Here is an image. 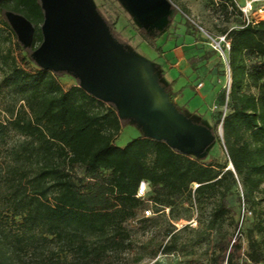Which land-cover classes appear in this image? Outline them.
Masks as SVG:
<instances>
[{
  "label": "trees",
  "instance_id": "16d2710c",
  "mask_svg": "<svg viewBox=\"0 0 264 264\" xmlns=\"http://www.w3.org/2000/svg\"><path fill=\"white\" fill-rule=\"evenodd\" d=\"M222 3L226 16L236 13L241 24L224 31L231 85L222 100L228 98L229 109L214 123H222L228 160L218 167L148 136L118 146L114 140L122 119L113 106L102 107L98 100L103 98L79 85L65 89L42 69L34 74L12 68L9 82L20 87L17 101L24 103L0 122V146L7 135L18 136L0 156V264H115L131 245L125 222L147 200L156 211H173L193 196L218 194L213 226L233 209L227 190L239 182L244 210L256 204L264 181V20L246 24L233 0ZM0 9L16 11L33 24L43 20L39 0H3ZM1 22L22 41L7 17ZM143 31L148 44H155ZM229 163L233 168H227ZM142 181L148 183L143 198L137 196ZM240 232L221 237L210 261L186 264L263 262L254 231L246 249ZM170 234L162 246L165 253L178 248L177 234Z\"/></svg>",
  "mask_w": 264,
  "mask_h": 264
},
{
  "label": "rangeland",
  "instance_id": "374dc122",
  "mask_svg": "<svg viewBox=\"0 0 264 264\" xmlns=\"http://www.w3.org/2000/svg\"><path fill=\"white\" fill-rule=\"evenodd\" d=\"M44 1L48 7L51 6L50 0ZM170 1L172 5L165 13L148 23H142L124 4L115 0H96L114 30L115 37L129 51L148 62L154 79L167 86L166 92L171 93L174 98L172 102L181 107V113L193 123L211 130L212 140L204 130H196L198 139L195 150H201L208 141L211 142L199 152L188 151L185 154L204 164L218 167L227 162L228 156L222 123L215 126L214 122L221 113L224 116L229 109L228 98L223 101L222 94L224 91L228 93L231 85L228 50L225 42H222L220 51L218 43L225 30L241 24V17L234 12L227 17L222 0ZM238 1L243 3V0ZM9 10L0 9V122L11 118L9 110H18L24 103L23 100L17 101L23 95L20 87L9 82L12 68L20 67L34 74L41 72L28 45L23 41L18 42L16 35L10 34L8 27L1 22L2 17H7ZM9 24L22 40H33V22L17 13L11 15ZM143 30L152 35L149 37L155 39V44H148ZM102 35L106 38L104 32ZM106 40L120 61L141 65L122 46L110 43L107 38ZM57 46L67 50L63 44L57 43ZM23 57H27L26 61ZM108 63L116 66L112 60H108ZM45 73L55 76L65 89L78 85L70 75L46 70ZM120 81L134 93L146 96L141 83L136 84L126 75H122ZM98 101L103 102L102 107H111L103 99ZM148 134V128L141 121L124 118L114 142L123 147L134 138ZM17 139L15 134L5 137L8 143ZM6 143L0 146V156L6 152ZM196 186L195 183L194 187ZM239 195H243L240 182L227 190V198L233 209L216 226L212 225V220L220 201L218 194L193 196L192 202L177 203L173 211L170 208L156 211L152 201L147 200L146 205L138 209L134 217L126 220L131 245L117 256L115 264H186L189 259L210 261L216 250V242L221 237L227 238L239 231L245 249L250 230L254 231V236L260 240L264 249V181L257 192V202L251 208L247 205L244 210V203L239 200ZM146 209L151 210L150 215L145 214ZM146 218L150 220H145ZM170 231L177 234L178 248L165 253L162 246L170 239ZM200 236L205 239L197 243ZM259 264H264V261Z\"/></svg>",
  "mask_w": 264,
  "mask_h": 264
},
{
  "label": "flooded vegetation",
  "instance_id": "af4514ba",
  "mask_svg": "<svg viewBox=\"0 0 264 264\" xmlns=\"http://www.w3.org/2000/svg\"><path fill=\"white\" fill-rule=\"evenodd\" d=\"M115 1L124 4L129 10L123 0ZM39 2L43 20L39 23L34 22V38L28 46L32 47L34 61L40 69L70 75L89 93L105 99L116 109L117 113L121 108L125 112L131 111L136 114L137 116L132 118L141 121L148 128V137L170 142L183 152L195 150L196 144L192 148L183 147L179 139L184 141L189 135L194 134L197 143L196 130L198 129L184 125L174 116V113L166 108L160 96L149 84L142 64L120 61L112 52L111 46L107 45L106 38L110 43L115 42L122 46L129 56L136 59L132 52L115 37L114 30L96 0H50L51 6L49 7L44 0H39ZM8 12L11 15L17 14L13 10ZM11 15L7 16L8 22ZM18 15L23 17L20 13ZM47 18L50 21L51 36L45 43L44 25ZM103 32L106 38L102 35ZM57 43L65 45L67 50L60 49ZM44 60L48 63L45 64ZM108 60L115 62L116 66H112ZM122 75L128 76L136 84L141 83L146 96L134 93L131 88L122 83L120 81ZM158 85L167 94L168 100L174 102L171 93L166 92L167 86H164L160 80ZM121 87L130 94L118 95L115 90L123 91ZM127 97L133 101L126 103L124 98ZM173 107L177 112H182L181 107L175 103Z\"/></svg>",
  "mask_w": 264,
  "mask_h": 264
},
{
  "label": "water",
  "instance_id": "95a60500",
  "mask_svg": "<svg viewBox=\"0 0 264 264\" xmlns=\"http://www.w3.org/2000/svg\"><path fill=\"white\" fill-rule=\"evenodd\" d=\"M123 1L125 2L127 7L129 8L130 12L133 13L136 16V18L142 23H148L152 19H154L155 17L165 13L168 9H170V7L172 5V2L170 0H123ZM10 15H11V13L8 12L7 16L9 17ZM44 33H45V43H47L50 36H51V26H50V21L48 18H47L46 23L44 25ZM22 41L27 45L30 44V42H26L25 40H22ZM132 54L142 64L143 71L147 77L149 84L153 87V89L160 96V99L162 100V103L166 106V108H168L172 113H174V116L176 118H178L184 125L191 126V127L196 128V129H201V130H204L205 132H207L211 136V140H212L213 135L211 134L210 129H208L204 125H199V124L193 123L191 120H188L182 113H179L175 110V108L173 107V103L168 100L167 94H165L163 92V89L158 85V81H156V79H154L148 62L145 61V59L140 57L139 55H136L135 53H132ZM33 55H34V53H33ZM43 62L45 64L48 63L47 60H44ZM122 89H123V91L115 90V92L118 95H122V96H125V94H127V93L130 94L129 91L125 90L124 88H122ZM124 100L126 103L133 101L132 99H130V97L124 98ZM118 115L121 119H124V118L133 119L132 118L133 116H137L136 114L132 113L131 111L125 112L121 108L119 109ZM179 142H180V144H182L183 147L192 148L196 144V136L194 134H191L184 141L179 139ZM210 142L211 141H208L205 147H207ZM172 146L177 148L176 145H172ZM204 148H202L201 150H203ZM201 150H190V151L199 152ZM228 168H233L232 163H231V165L228 166Z\"/></svg>",
  "mask_w": 264,
  "mask_h": 264
},
{
  "label": "built area",
  "instance_id": "2783aa9c",
  "mask_svg": "<svg viewBox=\"0 0 264 264\" xmlns=\"http://www.w3.org/2000/svg\"><path fill=\"white\" fill-rule=\"evenodd\" d=\"M236 7L241 11L243 19L246 24L255 23L260 20H264V0H243V3H240L238 0H233ZM225 42L227 50L230 49V43L226 38V35L221 36L220 41L218 43L219 50H222L221 43ZM222 53H225L222 52ZM148 191V183L146 181H142L138 191V197H145ZM146 215L151 214L150 209L145 210Z\"/></svg>",
  "mask_w": 264,
  "mask_h": 264
}]
</instances>
